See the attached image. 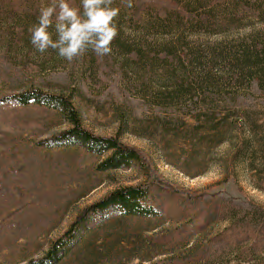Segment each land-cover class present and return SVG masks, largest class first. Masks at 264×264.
<instances>
[{
    "label": "rangeland",
    "instance_id": "rangeland-1",
    "mask_svg": "<svg viewBox=\"0 0 264 264\" xmlns=\"http://www.w3.org/2000/svg\"><path fill=\"white\" fill-rule=\"evenodd\" d=\"M49 3L0 0V99L70 96L83 127L138 150L150 177L46 149L66 128L55 111L0 106V264L43 257L85 208L148 185L161 218L104 217L58 264H264L261 244L230 241L264 232V0H114L111 54L71 62L31 44Z\"/></svg>",
    "mask_w": 264,
    "mask_h": 264
},
{
    "label": "trees",
    "instance_id": "trees-1",
    "mask_svg": "<svg viewBox=\"0 0 264 264\" xmlns=\"http://www.w3.org/2000/svg\"><path fill=\"white\" fill-rule=\"evenodd\" d=\"M0 106H37L55 111L61 121L66 124V128L41 143V146L46 149L79 148L89 155L101 158L96 167L97 172L137 167L141 174L150 177L148 166L138 150L123 144L117 135L99 137L83 127L80 114L68 95H51L39 89H27L20 94L1 98ZM153 197L154 194L149 185L126 187L110 193L81 211L69 225L67 231L49 244L45 255L30 261L29 264H58L81 240L86 231L91 229L93 222H98L104 217L131 218L138 216L150 220L161 218L160 208L153 202ZM256 212L264 216V210L257 209ZM193 233L195 231L191 234ZM237 235L241 237V240L250 242V247H252L250 250L259 248L260 244L264 248V232L262 231H257L254 228L240 231L230 229V241H237ZM218 238L223 239L225 236L221 235Z\"/></svg>",
    "mask_w": 264,
    "mask_h": 264
},
{
    "label": "clouds",
    "instance_id": "clouds-1",
    "mask_svg": "<svg viewBox=\"0 0 264 264\" xmlns=\"http://www.w3.org/2000/svg\"><path fill=\"white\" fill-rule=\"evenodd\" d=\"M123 2L133 7L132 0ZM113 5L114 0H80L78 6L71 0H50L40 7L37 22L29 28L31 44L41 54L55 50L69 62L89 50L100 57L110 55L120 31L121 9Z\"/></svg>",
    "mask_w": 264,
    "mask_h": 264
}]
</instances>
